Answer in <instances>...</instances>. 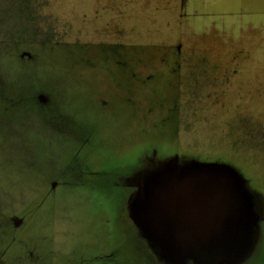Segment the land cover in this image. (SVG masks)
<instances>
[{"label": "rangeland", "instance_id": "1", "mask_svg": "<svg viewBox=\"0 0 264 264\" xmlns=\"http://www.w3.org/2000/svg\"><path fill=\"white\" fill-rule=\"evenodd\" d=\"M174 157L258 198L207 263L264 264V0H0V264H180L130 207Z\"/></svg>", "mask_w": 264, "mask_h": 264}, {"label": "water", "instance_id": "2", "mask_svg": "<svg viewBox=\"0 0 264 264\" xmlns=\"http://www.w3.org/2000/svg\"><path fill=\"white\" fill-rule=\"evenodd\" d=\"M134 182L138 190L130 207L135 224L172 261L208 264L209 252L199 243L212 240L224 225L258 231V198L230 164L174 157L153 162Z\"/></svg>", "mask_w": 264, "mask_h": 264}, {"label": "flooded vegetation", "instance_id": "3", "mask_svg": "<svg viewBox=\"0 0 264 264\" xmlns=\"http://www.w3.org/2000/svg\"><path fill=\"white\" fill-rule=\"evenodd\" d=\"M191 262V261H190ZM188 264V263H187Z\"/></svg>", "mask_w": 264, "mask_h": 264}]
</instances>
